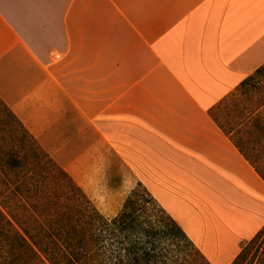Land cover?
Masks as SVG:
<instances>
[{"label":"crops","instance_id":"crops-1","mask_svg":"<svg viewBox=\"0 0 264 264\" xmlns=\"http://www.w3.org/2000/svg\"><path fill=\"white\" fill-rule=\"evenodd\" d=\"M263 64L264 0H0V103L82 191L125 167L209 264L264 228L211 115Z\"/></svg>","mask_w":264,"mask_h":264},{"label":"trees","instance_id":"trees-1","mask_svg":"<svg viewBox=\"0 0 264 264\" xmlns=\"http://www.w3.org/2000/svg\"><path fill=\"white\" fill-rule=\"evenodd\" d=\"M259 75L264 76V64L238 87ZM263 107L259 105L253 117L240 123L246 127L241 133L258 143L264 138ZM222 131L258 172L232 137L235 130ZM25 160L19 154H0V166L6 168L0 176L14 178L12 185H0V264H185L176 250L180 242L199 253L140 183L119 212L106 217L60 167L56 166L57 176H49L38 159L31 167ZM12 198L22 201V216L11 209ZM263 233L264 228L242 244L231 264L244 257L245 246Z\"/></svg>","mask_w":264,"mask_h":264},{"label":"rangeland","instance_id":"rangeland-1","mask_svg":"<svg viewBox=\"0 0 264 264\" xmlns=\"http://www.w3.org/2000/svg\"><path fill=\"white\" fill-rule=\"evenodd\" d=\"M259 105H264V76L261 75L248 80L242 87H237L212 110L211 115L224 131L235 130L232 137L239 142L246 156L264 177V138L261 142H256L254 137L241 133L246 127L240 125L247 118L253 117ZM2 153L22 155V159H26L27 167H31L33 160L38 159L44 174L57 176L56 166L58 165L38 148L36 141L30 137L9 110L0 103V154ZM2 169L6 168L0 166V171ZM110 178V182L98 183L90 190H83L95 207L106 217L114 215L113 212L121 209L126 197L137 185L125 167L119 166L118 172L111 174ZM13 183L14 178L10 174L0 176V185H12ZM131 184L133 187L126 195H123L124 191L122 192L120 186ZM11 202V209L17 215L22 216V201H15L12 198ZM179 245L180 248L177 247L176 250L183 257L185 264H209L202 254L196 252L194 248L187 246L184 242H180ZM236 264H264V233L254 244L245 246L244 257H241Z\"/></svg>","mask_w":264,"mask_h":264}]
</instances>
